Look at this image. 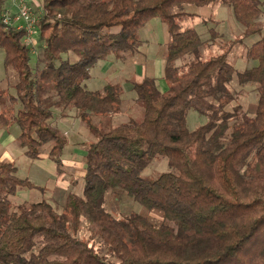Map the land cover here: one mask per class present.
<instances>
[{"label": "trees", "instance_id": "1", "mask_svg": "<svg viewBox=\"0 0 264 264\" xmlns=\"http://www.w3.org/2000/svg\"><path fill=\"white\" fill-rule=\"evenodd\" d=\"M8 2L0 0V53L6 80L12 72L16 81L0 87V103H9L0 131L16 126V142L31 160L51 145L47 156L58 172L68 140L54 116L73 113L94 141L84 147L82 196L68 194L61 213L46 202L13 207L19 189L37 187L0 160V264H264V35L245 50L250 68L236 71L227 59L261 34L264 0H40L34 53ZM214 5L226 7L243 31L202 60L205 41L182 27L196 18L185 7ZM153 19L168 37L167 92L153 78L131 83L142 121L105 127L120 110L122 88L90 91L83 83L109 54L136 55L144 44L137 35ZM209 34L210 41L222 36ZM68 54L78 60L62 59ZM234 81L255 86L256 102L229 111ZM189 111L206 122L189 129ZM153 161L171 171L142 177ZM116 190L147 214L106 211V195Z\"/></svg>", "mask_w": 264, "mask_h": 264}, {"label": "rangeland", "instance_id": "2", "mask_svg": "<svg viewBox=\"0 0 264 264\" xmlns=\"http://www.w3.org/2000/svg\"><path fill=\"white\" fill-rule=\"evenodd\" d=\"M8 1V4L11 5L9 10L13 15L17 12L20 5L28 9L33 17L36 16L39 11L40 0ZM185 11L196 15L194 20L184 22L182 27L184 29L193 28L199 34L200 38L205 41L200 55V59L202 60H207L214 54L220 53L221 47L228 41L241 37L243 27L233 18L226 7L221 5L204 8L187 6L185 7ZM7 17L9 19V16ZM209 20L219 22V24H213ZM257 23L261 29V34L245 40L242 45L234 46L231 51L232 53L227 58L228 62L232 64L236 71H243L254 65L252 62L246 61L245 50L264 35V16H261ZM210 29H214L222 36L214 41H210ZM137 39L144 43L140 55L136 58H132L133 56L126 54H121V56L109 54L97 63L91 71L90 78L83 83L84 87L90 91H101L106 84L121 86L122 104L120 110L117 114L112 115L110 120H103L106 125L105 127L117 126L122 123H127L130 120L136 122L142 121L143 110L136 103L135 95L131 90V83L140 82L141 80L139 78H141V76L153 78L155 83L157 82L159 86L164 85L166 88L163 77L165 59L161 49L163 44L167 41L165 25L158 19H153L138 33ZM28 45L31 47L32 53L35 52V48L39 49L41 46L36 43L34 34L29 37ZM118 57L124 58L118 59ZM62 59L75 62L78 60V57L68 54V56L63 55ZM191 59L190 56H187L177 62L176 66L179 67L189 62ZM2 61L3 54L0 53V87L4 90L8 87L7 83L14 84L16 78L14 74L10 72V80H6V73ZM30 65L34 67L35 56H32ZM228 89L235 98V101L228 107L229 111H232V107L236 106H240L244 109L249 103H254L257 100V91L253 85L248 84L246 86H239L237 82L234 81ZM161 92L166 93L167 90H162ZM9 94H15L13 88L9 89ZM8 106V101L4 100L0 103V111ZM52 122H57L56 126L67 135L69 143L61 159L63 164L62 171L59 172L55 164L48 159L47 156L51 145L42 146L40 158L31 160L23 155L22 149L16 142V138L19 135V130L16 126L8 130L0 131V160L13 163L17 169V176L28 179L37 187V189L34 190L19 189L16 196L10 198L13 207L22 204L46 202L51 205L57 213H61L68 194L82 196L83 157L85 148L77 144L80 142L85 144L93 142L94 137L89 133L85 125L81 124L79 120L74 117L73 113L63 119L54 116ZM187 122L188 128L193 130L197 126L204 124L206 118L198 116L193 111H189ZM169 171H171V169L166 161H153L143 172L142 177L148 180H154L160 173ZM104 208L112 215L119 217L131 212L140 215L147 214L146 210L140 204L130 200L118 190L108 192ZM151 216L158 219L156 215L151 214Z\"/></svg>", "mask_w": 264, "mask_h": 264}, {"label": "built area", "instance_id": "3", "mask_svg": "<svg viewBox=\"0 0 264 264\" xmlns=\"http://www.w3.org/2000/svg\"><path fill=\"white\" fill-rule=\"evenodd\" d=\"M9 21L8 18L4 19V23ZM14 21L19 22L18 29H25L28 33L26 43L29 42V37L35 33V17L24 6L20 5L15 13Z\"/></svg>", "mask_w": 264, "mask_h": 264}, {"label": "crops", "instance_id": "4", "mask_svg": "<svg viewBox=\"0 0 264 264\" xmlns=\"http://www.w3.org/2000/svg\"><path fill=\"white\" fill-rule=\"evenodd\" d=\"M166 28V27H165ZM167 41H168V37H167ZM167 41L163 44V47H161V49H162V53L164 54L165 53V45H166V43H167ZM144 45V44H143ZM143 47V46H142ZM142 47L140 48V50H139V52L135 55V57L133 56L132 58H136L138 55H140L141 54V49H142ZM145 76H141V78H139L140 80H142L143 78H144ZM139 80V81H140ZM166 84V83H165ZM156 85H157V87H158V89L160 90V91H162V90H167L166 88H167V85H166V88H165V86L163 85H161V86H159L158 85V83L156 82ZM162 87V88H161ZM57 125V122L55 123V126ZM66 135V134H65ZM66 137H67V135H66ZM67 140H68V138H67ZM84 144L85 143H83V142H80V143H78L77 145H79V146H81V147H83L84 148ZM68 145H69V143H68ZM67 145V146H68ZM22 153H23V155H24V150H22Z\"/></svg>", "mask_w": 264, "mask_h": 264}]
</instances>
